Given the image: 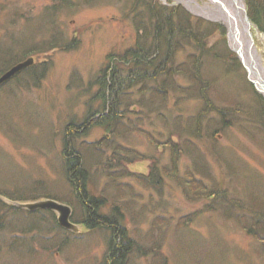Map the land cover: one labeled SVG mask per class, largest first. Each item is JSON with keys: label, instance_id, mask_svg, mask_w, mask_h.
Masks as SVG:
<instances>
[{"label": "rangeland", "instance_id": "obj_1", "mask_svg": "<svg viewBox=\"0 0 264 264\" xmlns=\"http://www.w3.org/2000/svg\"><path fill=\"white\" fill-rule=\"evenodd\" d=\"M135 1L0 0V50L14 51L9 62L0 54V71L22 58L16 42L42 51L17 63L34 59L26 67L32 70L22 72L24 68L9 81L17 75L18 80L0 85V188L13 196L60 195L66 187L64 139L70 143L74 136L79 144L108 137L111 145L95 158L98 169L111 168L112 175L121 176L113 184L119 188L116 194L123 195L115 205L136 247L126 264H264V239L248 234L233 218L252 223L251 195L264 201V141L249 128L258 106L250 92L255 87L232 46L230 30L184 1L160 0L217 27L204 39L203 49L193 44L176 54L169 64L176 75L163 88L150 76L143 95L139 85L128 82L127 63L119 62L145 40L144 23L135 22V12L144 9L133 6ZM251 26L264 70V32L252 21ZM207 28L202 24L201 34ZM148 40L152 42L149 35ZM185 63L197 67V82L205 85L197 96L193 91L199 87L187 78ZM32 71L38 76L28 77ZM164 74L157 75L161 83ZM101 85L110 96L106 108L99 96ZM124 96L130 97L124 103L128 109L120 103ZM117 108L120 121L108 136L106 121ZM226 109L242 122L220 129L218 124L229 121H220V111ZM175 170L178 179L164 174ZM152 175L163 179L156 181ZM108 181L97 172L88 188L99 197ZM191 181L205 186L209 197L198 199L188 186ZM113 189L107 192L113 194ZM228 213L233 216L226 218ZM61 229L69 233V245L54 255L38 248L37 256L14 258L8 256L11 244L2 240L7 255L0 259L6 264H102L109 251L102 233Z\"/></svg>", "mask_w": 264, "mask_h": 264}, {"label": "trees", "instance_id": "obj_2", "mask_svg": "<svg viewBox=\"0 0 264 264\" xmlns=\"http://www.w3.org/2000/svg\"><path fill=\"white\" fill-rule=\"evenodd\" d=\"M245 2L247 3V12L252 23L259 30L264 32V0H245ZM135 5L138 8L141 7L144 9V13L139 9L135 12V22L144 23L143 28L145 31V40H141V45L138 46L137 49L138 51L135 49L131 50L128 56L120 57L119 62L127 63L126 70L131 73L129 75L130 77L128 82L135 83L134 85H139L141 87L140 91H142L143 95H145L144 93L148 92L145 87L149 85L147 80H149L148 78H152L150 76H154V81H157V85H160L163 88L166 83H169L172 80L173 75H176V71L175 74H173V66L170 67L172 63L175 62L174 59L176 54L178 52L185 51L189 45L191 46L194 44L193 47L196 50L204 46V39L207 40L208 37L212 36L215 33L217 26L214 23L206 22L203 19L194 18L182 6L176 5L172 7L161 3L160 0H136L135 3H133V6ZM194 20L197 21V29H194L192 26ZM202 24L209 27L207 28L208 33L201 34L199 27H201ZM148 35L151 37V43H148ZM59 41V39L56 40V42ZM27 44L28 43H24L22 41L15 43V45L20 47L23 51L21 55H18L22 58L16 60L13 64L11 62L8 68H1L0 75L3 74L2 72L9 70L18 62L26 59V57L42 52L39 51V47L34 48L32 45ZM51 46H49V49ZM56 46L59 45L55 43L53 47L56 48ZM163 48L164 51L162 50ZM13 52V50L10 52H2L0 50V54L4 58L3 60L5 62L12 60ZM192 61L193 60H191V62ZM184 66L187 67V69L184 70L187 78L190 76L191 80L196 81L199 87L198 90L193 91L194 95L197 96L201 92L200 89L202 91L205 90V85L202 80L197 82V78L199 79V77L196 66L194 69H192L191 65L186 63ZM166 67H168L167 70L165 69ZM32 69L33 67L26 68L22 72L30 71ZM33 71L30 72L32 74H29L28 77L38 76L37 72ZM39 73H43V70ZM160 73H165L161 78L162 83L159 81V77L157 79V75L160 76ZM17 77L18 75L11 81L18 80ZM124 80L127 79L123 78L121 79V82L125 83L126 81ZM105 85H101L99 96L103 102L102 106L106 108V103L110 101V96ZM251 88L252 90L250 89V92L253 94L255 98L254 100L258 106L257 110L252 112L253 117L251 119L248 118L250 121L249 128H251L253 134L257 138L260 136L259 139L264 141V97L258 93L255 88L252 86ZM120 103L128 109L129 107L124 105V103L129 104L130 97L124 96L122 102ZM226 110L220 111V121H229L225 122L222 127H219L218 124V128H228L232 124L236 125L242 122V120H239L235 115H231L230 112ZM117 116H121L118 108L113 109V113L110 115L109 121H106V135L109 136L113 130H115V125L119 124L120 117L118 118ZM200 118H202V115ZM106 120L108 119L106 118ZM239 127H242V125L240 124ZM75 138L76 137L72 136L70 138L72 140L70 143L66 138L63 141L65 143L63 154L65 155L64 165L66 168V181L64 182L66 183V187L60 189V195L55 191L47 189L51 191V194L46 193L30 195L29 193H25L20 196H13L6 194L5 190L0 188V257L7 255V253L2 252V240L11 244L9 253L12 255L8 254V256L14 258L19 256L22 259H24V257H30L33 255L37 256L40 254L38 248H41L42 252L54 255L55 251L58 253L69 245L67 243L69 240V236L67 235L69 233L61 229L54 212L47 209L31 212L16 206H6L5 201L2 199L3 197H6L11 200L18 201L50 198L66 203L73 208V222L84 224L88 228V231H98L102 233L103 239L106 241V246L109 250L106 252L107 254L103 256L104 259L102 264H126V257L128 256V260L131 258V254L129 253L133 251V248H136L132 246L135 240L130 239L127 228L125 229L123 226L124 219L121 214L122 211H119L120 207L119 209L117 208L118 204L117 206L115 205L116 200L119 197H123L121 192L120 195L116 194L119 188L117 189V187L113 185L115 181L121 179V176L112 175L111 168L103 170L98 169L101 164L99 165L95 158L96 154H100L98 153L99 150L103 149L104 146L111 145V141L108 140V137H104L95 143L82 142L79 143L81 144L79 145L76 140H74ZM100 156L102 157V154ZM94 166H97L96 171L92 170ZM97 172L103 173L109 180V186L107 185L108 187L99 197L95 192L90 191L88 188L89 184L95 180ZM164 174L169 176L171 179H178L177 170H175V172L169 171ZM127 175L134 176L133 173L131 174L129 172ZM154 178H157L156 181H159L163 179V176L152 175V179ZM259 182L261 184V181ZM34 186L36 188H40L37 184H34ZM188 186L190 188L192 187V191H194L193 194L198 196V199L209 197L206 196L209 192L203 188L205 186L197 187V183L193 181L189 182ZM122 188H124V186H122L120 190ZM44 189H46V187ZM108 189H113L114 193L111 194L107 192ZM261 189L263 190V186ZM31 192L35 194L33 189ZM196 192L198 195H196ZM248 194H250V192L247 193V196ZM219 196L220 195L218 193V197ZM215 197H217L216 194ZM251 198L255 201V204L253 203L254 206L251 205L254 209H250L249 212V217L253 220L252 223H250L251 221L249 220L239 218L237 215L233 218H236L235 221L238 222L248 234L258 237V239H264L263 196L262 202L257 200V196L251 195ZM240 203L242 202L240 201ZM243 204L245 203L243 202ZM219 205L224 206L225 204L220 202ZM4 215L6 217V221ZM231 216H233V214L228 213L226 218ZM13 233H15V235H13ZM38 233H40V235H38ZM118 240H120V242ZM0 264H6V261H3V257L0 259Z\"/></svg>", "mask_w": 264, "mask_h": 264}, {"label": "bare ground", "instance_id": "obj_3", "mask_svg": "<svg viewBox=\"0 0 264 264\" xmlns=\"http://www.w3.org/2000/svg\"><path fill=\"white\" fill-rule=\"evenodd\" d=\"M181 1H184L193 11L225 24L230 30L229 37L232 45L241 52L246 64L251 67L252 77L255 79L264 77L255 39L253 35H248V32H253V30L248 22L243 0H209V3L203 5L199 4L197 0ZM235 26L238 28V33L234 31Z\"/></svg>", "mask_w": 264, "mask_h": 264}, {"label": "water", "instance_id": "obj_4", "mask_svg": "<svg viewBox=\"0 0 264 264\" xmlns=\"http://www.w3.org/2000/svg\"><path fill=\"white\" fill-rule=\"evenodd\" d=\"M246 11V10H245ZM248 22L251 24V21L247 15ZM234 31L238 33V28L237 26L234 27ZM248 35L251 36V33L248 32ZM239 40V39H238ZM238 56L243 62V65L245 69L247 70L249 80L251 83L254 85L256 91L260 93L264 97V77L263 78H253L252 77V69L251 67L246 64L244 58L242 57V54L240 51H238L234 45H232ZM34 62V59H28L25 60L24 62H21L19 64L14 65L12 68H10L8 71L3 73L0 76V85L3 83L9 81L14 75H16L18 72L26 68L28 65L32 64ZM6 203L12 206H16L21 209H25L31 212H36L41 209H47L56 215L58 224L66 229L69 230L75 234L82 233L83 230L88 231V228L81 223H75L72 221V216H73V208L61 201L55 200V199H50V198H41L38 200H28V201H14L10 200L9 198L3 197L2 198ZM83 229V230H80Z\"/></svg>", "mask_w": 264, "mask_h": 264}]
</instances>
